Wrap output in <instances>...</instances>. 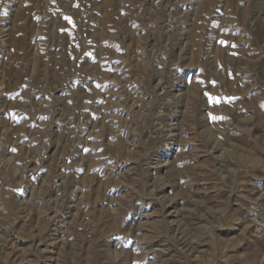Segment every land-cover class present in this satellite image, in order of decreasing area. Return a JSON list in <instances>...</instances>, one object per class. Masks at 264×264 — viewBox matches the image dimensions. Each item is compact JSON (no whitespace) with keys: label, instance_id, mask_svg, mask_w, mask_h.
Listing matches in <instances>:
<instances>
[{"label":"rangeland","instance_id":"rangeland-1","mask_svg":"<svg viewBox=\"0 0 264 264\" xmlns=\"http://www.w3.org/2000/svg\"><path fill=\"white\" fill-rule=\"evenodd\" d=\"M0 264H264V0H0Z\"/></svg>","mask_w":264,"mask_h":264},{"label":"snow or ice","instance_id":"snow-or-ice-1","mask_svg":"<svg viewBox=\"0 0 264 264\" xmlns=\"http://www.w3.org/2000/svg\"><path fill=\"white\" fill-rule=\"evenodd\" d=\"M222 43H224V42H222Z\"/></svg>","mask_w":264,"mask_h":264}]
</instances>
